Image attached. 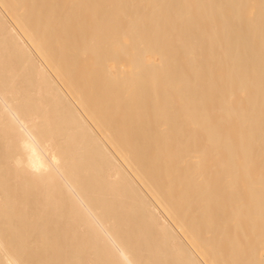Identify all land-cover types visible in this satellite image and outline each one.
<instances>
[{
  "label": "bare ground",
  "instance_id": "1",
  "mask_svg": "<svg viewBox=\"0 0 264 264\" xmlns=\"http://www.w3.org/2000/svg\"><path fill=\"white\" fill-rule=\"evenodd\" d=\"M0 264H264V0H0Z\"/></svg>",
  "mask_w": 264,
  "mask_h": 264
},
{
  "label": "rangeland",
  "instance_id": "2",
  "mask_svg": "<svg viewBox=\"0 0 264 264\" xmlns=\"http://www.w3.org/2000/svg\"><path fill=\"white\" fill-rule=\"evenodd\" d=\"M126 50H127V49H126ZM127 52H130L129 49L127 50ZM146 56H148V55L146 54ZM182 62H183V58H182V56H181V54H180L179 57H178V68H179V70L181 69ZM110 63H111V62H110ZM111 65H112V63H111ZM161 65H162V64H161ZM112 67H113V65H112ZM129 67H130V66H126V70H128ZM158 72H160V70L157 71V74H155V77H156V78L159 76Z\"/></svg>",
  "mask_w": 264,
  "mask_h": 264
}]
</instances>
